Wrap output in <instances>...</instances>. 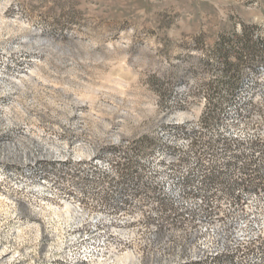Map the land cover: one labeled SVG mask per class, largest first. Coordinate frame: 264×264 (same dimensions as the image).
<instances>
[{"label": "rangeland", "instance_id": "374dc122", "mask_svg": "<svg viewBox=\"0 0 264 264\" xmlns=\"http://www.w3.org/2000/svg\"><path fill=\"white\" fill-rule=\"evenodd\" d=\"M228 129L264 132V0H0V264H177L250 233L251 209L202 223L264 183Z\"/></svg>", "mask_w": 264, "mask_h": 264}, {"label": "built area", "instance_id": "2783aa9c", "mask_svg": "<svg viewBox=\"0 0 264 264\" xmlns=\"http://www.w3.org/2000/svg\"><path fill=\"white\" fill-rule=\"evenodd\" d=\"M221 134V133H217ZM224 140H240V149H250L253 146H261V154L256 156V163H264V132H257L256 129L246 130L245 132H239L238 135H231V129H228V135H224ZM211 150H207L210 152ZM233 155H238L237 152H231L230 157L227 160H231ZM243 170H253V164H242L237 167L236 176H242ZM259 172H254V178L246 179V184L240 185V192H234L229 195H220V202L215 201L211 212L212 220H202L207 227H213L214 224L221 222H228V226H231V215L239 214L240 209H251L249 221H256L257 214H264V199H259V191H264V183H256L255 175ZM232 181V179L230 180ZM212 203V202H211ZM190 232L195 233V227ZM264 240V223L256 222V231L251 234H245L243 237L231 238V247H224V252L198 254V260L211 259L217 260L219 255L233 254L235 255V262L233 264H249V255L254 245H261ZM184 262V261H181ZM180 263V262H175ZM260 264H264L261 261Z\"/></svg>", "mask_w": 264, "mask_h": 264}, {"label": "bare ground", "instance_id": "6f19581e", "mask_svg": "<svg viewBox=\"0 0 264 264\" xmlns=\"http://www.w3.org/2000/svg\"><path fill=\"white\" fill-rule=\"evenodd\" d=\"M262 193L259 194V197ZM257 221V220H256ZM264 223V221H263ZM247 226V224H245ZM244 226V227H245ZM252 231L250 233H244L242 229L235 232V237H243L245 234H251L256 231V223L252 226ZM213 230V229H212ZM227 230L224 229V232ZM218 232H213V237H215L211 242H200L198 245L197 253L194 254L193 257L185 256L183 259L179 260L177 264H190L191 262H196L197 264H233L235 262V255L233 254H225L219 255L217 260L211 259H200L198 260V254H206V252L217 253L224 252V247H231V242H226L222 237L218 236ZM184 261V262H181Z\"/></svg>", "mask_w": 264, "mask_h": 264}, {"label": "trees", "instance_id": "16d2710c", "mask_svg": "<svg viewBox=\"0 0 264 264\" xmlns=\"http://www.w3.org/2000/svg\"><path fill=\"white\" fill-rule=\"evenodd\" d=\"M214 172H215V174H211V176L209 177L210 179H209V181H215L214 183H220L221 184V182L219 181V170L216 168V169H214ZM225 182V186L227 187V189L229 188V187H231V184H229L228 182H226V181H224Z\"/></svg>", "mask_w": 264, "mask_h": 264}]
</instances>
